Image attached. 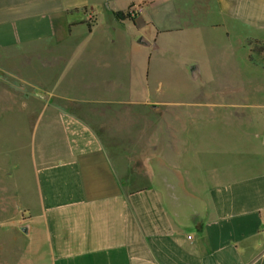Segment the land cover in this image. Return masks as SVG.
Here are the masks:
<instances>
[{
  "label": "crops",
  "instance_id": "1",
  "mask_svg": "<svg viewBox=\"0 0 264 264\" xmlns=\"http://www.w3.org/2000/svg\"><path fill=\"white\" fill-rule=\"evenodd\" d=\"M250 41L264 0H0V264H264Z\"/></svg>",
  "mask_w": 264,
  "mask_h": 264
},
{
  "label": "rangeland",
  "instance_id": "2",
  "mask_svg": "<svg viewBox=\"0 0 264 264\" xmlns=\"http://www.w3.org/2000/svg\"><path fill=\"white\" fill-rule=\"evenodd\" d=\"M129 18H131L132 20L134 19V15L129 13ZM100 28L103 29V32H107V30H109L110 28V19L109 18H105L104 21H102V23H100ZM124 34H126L125 32H123V37ZM81 40V39H80ZM79 40V41H80ZM251 49H254V53H253V58L256 60V62L258 63H262L263 59H264V54L262 56H259L258 53L256 52V47L252 46ZM158 75L157 77H159V83H155L158 84L159 86V91L164 92V93H174L178 94L181 96L182 100L184 101H191L194 100L193 97L197 92L200 91H207L210 87V82H204V80H192V79H185L181 76H178V74H173L174 71H176L175 69L171 68L170 72H167L166 68H160V70H158ZM179 91V92H178ZM247 130V129H246ZM239 131L236 129L235 130V139H237V135H238Z\"/></svg>",
  "mask_w": 264,
  "mask_h": 264
},
{
  "label": "trees",
  "instance_id": "3",
  "mask_svg": "<svg viewBox=\"0 0 264 264\" xmlns=\"http://www.w3.org/2000/svg\"><path fill=\"white\" fill-rule=\"evenodd\" d=\"M118 19L122 20L123 18H125V15L122 14V13H117L115 15ZM129 17V16H128ZM249 45L252 47V46H255L256 47V52L258 53L259 56H262L264 54V44H262L261 42H257V41H250L249 42ZM253 53H254V49H251V55H250V59L252 62L254 63H258L256 62V60L253 58ZM264 63V59H263V62Z\"/></svg>",
  "mask_w": 264,
  "mask_h": 264
},
{
  "label": "water",
  "instance_id": "4",
  "mask_svg": "<svg viewBox=\"0 0 264 264\" xmlns=\"http://www.w3.org/2000/svg\"><path fill=\"white\" fill-rule=\"evenodd\" d=\"M138 43L141 44V45H146V46H150L151 45L143 37L138 40Z\"/></svg>",
  "mask_w": 264,
  "mask_h": 264
}]
</instances>
